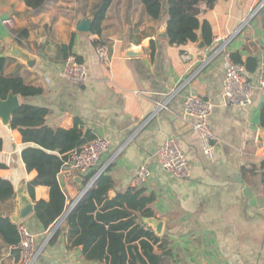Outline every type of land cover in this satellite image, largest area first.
<instances>
[{
  "label": "crops",
  "instance_id": "crops-1",
  "mask_svg": "<svg viewBox=\"0 0 264 264\" xmlns=\"http://www.w3.org/2000/svg\"><path fill=\"white\" fill-rule=\"evenodd\" d=\"M99 1L51 0L36 12L23 0H0V54L19 45L40 56L34 68L7 57L6 76H21L43 90L35 96L18 95L21 104L47 108L46 124L51 128H72L79 122L84 133L110 140V150L88 173H63L62 166L58 179L67 197L66 212L80 200L100 166L107 164L103 174L113 180L112 197L131 187L153 195L149 206L154 216L138 220L160 237L156 253L171 252L167 256L176 264H264V142L259 138L264 132V91L259 85L264 69V14L259 10L252 16L263 0H219L211 9L202 5L200 19L209 22L212 41L208 43L199 29V40L183 45L169 43L164 37L168 16L153 20L141 0H113L100 34L78 31L79 20L93 19ZM7 18H13L14 24H4ZM201 40L206 43L202 49ZM70 43L73 46L65 50ZM102 45L110 50L109 60L100 56ZM131 51L137 54L130 55ZM226 51L239 54L243 61L257 59L254 72L246 68L253 89L245 106L229 104L224 95ZM66 54H74L84 64L83 83L74 84L60 74ZM187 93L214 103L209 118L216 136L212 153L204 152L194 119L185 114ZM160 102L166 105L156 111ZM0 136V163L5 165L0 177L10 180L16 193L0 202V214L10 215L16 211L18 194L32 197L29 184L38 172L27 169L22 152L37 145L24 142L19 129L1 120ZM171 137L179 140L188 159L189 178L164 170L157 159ZM143 164L150 175L145 185L135 187L134 178ZM34 196L35 202L48 201L50 188L37 185ZM66 212L56 230L57 222L46 228L35 213L22 221L36 235V245L43 246L36 264H105L86 259L83 245L73 244ZM156 220L162 221L160 233ZM15 247L6 245L0 235V264L19 259Z\"/></svg>",
  "mask_w": 264,
  "mask_h": 264
},
{
  "label": "trees",
  "instance_id": "trees-1",
  "mask_svg": "<svg viewBox=\"0 0 264 264\" xmlns=\"http://www.w3.org/2000/svg\"><path fill=\"white\" fill-rule=\"evenodd\" d=\"M34 11H39L51 0H23ZM147 14L156 21L168 16L167 32L171 45H183L199 40L198 30L202 29L205 40L212 41V30L208 21H201L202 5L213 8L219 0H141ZM113 0H100L93 14L92 32L100 34L102 23ZM264 14V5L261 8ZM73 43L64 46L68 50ZM233 59L246 66L248 72L257 69L256 58L243 61L239 54ZM68 56V54H66ZM7 58L0 54V96L7 98L13 91L21 97L42 94V88L29 85L21 76H6L4 70ZM48 109L23 102L11 120V127L19 129L24 142H32L23 150L22 156L29 171L37 170L38 176L29 184L32 197L37 185L50 188V199L40 200L35 215L42 225L48 228L62 217L67 208V197L58 179L61 168L74 150L95 138L92 133H84L79 122L72 128L54 129L46 124ZM261 124L264 127V105L261 111ZM3 138L0 136V151ZM5 167L0 163V168ZM92 175L86 178L90 180ZM113 180L102 174L95 184L68 213L69 237L74 245H83L88 260L105 264H176L167 255L155 252L160 237L139 222V216L152 217L154 212L149 206L153 195H145L144 189L129 188L114 197L110 195ZM10 180L0 177V202L15 196ZM0 235L8 246H16L21 240L18 224L8 215L0 214ZM15 252H19L15 250ZM19 256V253H18ZM19 258V257H18Z\"/></svg>",
  "mask_w": 264,
  "mask_h": 264
},
{
  "label": "built area",
  "instance_id": "built-area-1",
  "mask_svg": "<svg viewBox=\"0 0 264 264\" xmlns=\"http://www.w3.org/2000/svg\"><path fill=\"white\" fill-rule=\"evenodd\" d=\"M257 10L252 14L254 16ZM6 25H13L14 19L7 18L4 21ZM247 23V20L220 46V50L226 48L229 40L239 33ZM102 60H109L110 50L107 45H102L99 50ZM184 56L187 59H191L189 52H185ZM226 57V70L224 80V95L227 102L231 105L245 106L251 102V92L253 89V83L248 78L246 73V67L242 63L236 62L232 54L229 51L225 52ZM212 59V56L203 60L201 68L208 64ZM62 77L74 84L83 83L86 79V69L82 62L78 58L71 54L68 56L60 69ZM259 85L264 91V69L259 78ZM181 85L178 87L180 88ZM166 102H160L157 110L165 107ZM184 110L185 114L194 119V130L199 135L202 147L205 153H212L214 150V141L216 136L209 124V118L213 113L214 103L202 96L194 93H187L184 98ZM110 150V140L105 137H96L89 141L79 150H74L69 154V157L63 164L62 172L72 174L79 172L82 174L88 173L91 169L98 166L103 156ZM157 159L161 167L171 172L178 178H189L190 167L188 159L180 146L179 140L175 137L169 138L163 146L159 149ZM107 164L101 165L99 171L87 184L86 188L82 191L79 199H81L86 192L95 184L97 179L104 173L107 168ZM264 171V168L262 169ZM150 170L147 165L143 164L139 167L138 172L134 178L133 184L135 187H142L146 184ZM77 201L73 203L67 210L68 214L76 205ZM60 221L54 226V230L59 228ZM21 240L16 249L20 252L19 259L14 264H36L38 261L43 246L36 245V235L23 224H18ZM53 230V231H54Z\"/></svg>",
  "mask_w": 264,
  "mask_h": 264
},
{
  "label": "water",
  "instance_id": "water-1",
  "mask_svg": "<svg viewBox=\"0 0 264 264\" xmlns=\"http://www.w3.org/2000/svg\"><path fill=\"white\" fill-rule=\"evenodd\" d=\"M264 5L263 2L259 5V8L257 9V12L261 10V8ZM94 25V20L91 18H82L79 20L77 24V30L80 32H86L89 33L92 31ZM164 37H168V32L164 34ZM206 43L204 40L199 41L198 47L202 49L205 47ZM137 54L136 51H131L130 55ZM4 57H10L13 59H18L25 63L29 68H34L37 63L40 60V56L37 54H34L30 52L29 50L16 45L13 46L8 50V52L1 54ZM21 107V101L17 94H15L13 91H11L7 98H2L0 96V120L5 124L6 126L11 128V120L15 112ZM259 138L261 142H264V132L259 133ZM112 195L115 193L112 191ZM36 205L37 203L33 200V198L27 194L26 192H23L21 194H18L17 198V207L16 211L10 215H8L11 220L15 224L21 223L23 220H25L30 215L34 214L36 211ZM162 227V221L156 220L155 221V228L158 233H160Z\"/></svg>",
  "mask_w": 264,
  "mask_h": 264
}]
</instances>
